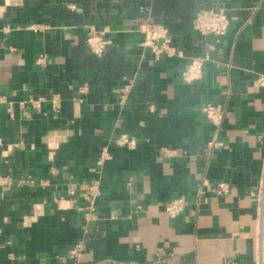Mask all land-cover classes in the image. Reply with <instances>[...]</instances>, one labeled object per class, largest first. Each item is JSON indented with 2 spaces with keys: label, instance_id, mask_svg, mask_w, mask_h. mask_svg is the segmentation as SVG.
<instances>
[{
  "label": "crops",
  "instance_id": "obj_1",
  "mask_svg": "<svg viewBox=\"0 0 264 264\" xmlns=\"http://www.w3.org/2000/svg\"><path fill=\"white\" fill-rule=\"evenodd\" d=\"M203 7L227 8L228 32L201 35L193 16L171 33L184 56L157 58L137 30L162 21L153 0H0V174L16 179L0 187V264H61L79 241L80 264H258L264 0ZM89 27L112 39L102 57L87 45ZM196 56L208 58L187 83ZM30 95L46 100L24 114ZM206 103L224 107L220 126L205 119ZM123 133L136 144L115 143ZM211 141L223 145L207 151ZM96 177L102 193L86 221L80 185ZM175 197L187 205L169 217L160 203Z\"/></svg>",
  "mask_w": 264,
  "mask_h": 264
},
{
  "label": "built area",
  "instance_id": "obj_2",
  "mask_svg": "<svg viewBox=\"0 0 264 264\" xmlns=\"http://www.w3.org/2000/svg\"><path fill=\"white\" fill-rule=\"evenodd\" d=\"M233 16L229 10L225 7H210L201 8L195 15L192 21V29L201 35H225L231 25ZM138 32L142 36L141 45L148 49L155 57L160 58L162 56H184V50L176 45L174 37L171 35L169 28L161 22H154L146 20L141 22L137 28ZM87 45L92 53L102 57L106 54L109 46L112 44V39L106 35L105 30H99L95 27L88 28V34L86 38ZM208 56H196L193 57L188 67L182 73V79L187 82H193L202 75V67ZM45 56H41L38 59V63H44ZM135 79H131L123 88L120 89V103L127 102L129 95L131 94L134 86ZM255 84L259 87H264V72L259 73ZM82 91L86 89L83 86ZM45 97H33L30 95L25 100L19 102L22 112L28 113L30 109L39 111L42 108ZM4 96L0 97V102H5ZM50 102L54 111H59L61 106V99L58 95H54L50 98ZM9 111L12 113V108L9 107ZM202 113L205 119L215 126H220L223 122L225 109L221 104L206 103L202 108ZM114 142L123 146H134L136 144L135 137L127 133L120 134L115 137ZM222 142L211 141L207 144V151L214 147L222 146ZM168 153V152H166ZM169 154V153H168ZM110 156L106 152H103L102 156L97 160V165H103L104 161ZM16 179L9 175L0 174V187L3 189H9L14 185ZM23 182L33 183L34 181L29 177L23 179ZM219 192H226L228 185L226 183L219 184ZM74 193V190H71ZM101 179L96 177L89 181H86L80 185L79 195L87 203L85 208L87 211L84 214V219L90 221L95 218L94 210L96 204L101 196ZM257 200V218L259 220V245H258V264H264V178L256 192L253 193ZM163 206L166 214L169 217H177L180 215L187 202L182 197H175L160 203ZM137 208H140L139 206ZM84 247L82 241L77 242L66 255L60 256L61 264H80L81 256L83 254Z\"/></svg>",
  "mask_w": 264,
  "mask_h": 264
},
{
  "label": "trees",
  "instance_id": "obj_3",
  "mask_svg": "<svg viewBox=\"0 0 264 264\" xmlns=\"http://www.w3.org/2000/svg\"><path fill=\"white\" fill-rule=\"evenodd\" d=\"M154 8L164 15L162 23L170 33L182 34L196 14L199 0H153Z\"/></svg>",
  "mask_w": 264,
  "mask_h": 264
},
{
  "label": "water",
  "instance_id": "obj_4",
  "mask_svg": "<svg viewBox=\"0 0 264 264\" xmlns=\"http://www.w3.org/2000/svg\"><path fill=\"white\" fill-rule=\"evenodd\" d=\"M11 3H19L20 0H10Z\"/></svg>",
  "mask_w": 264,
  "mask_h": 264
}]
</instances>
